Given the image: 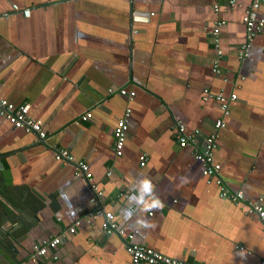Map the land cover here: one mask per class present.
Returning a JSON list of instances; mask_svg holds the SVG:
<instances>
[{
	"label": "crops",
	"instance_id": "0c3cea01",
	"mask_svg": "<svg viewBox=\"0 0 264 264\" xmlns=\"http://www.w3.org/2000/svg\"><path fill=\"white\" fill-rule=\"evenodd\" d=\"M235 1L219 0L213 12V0H0V97L25 105L47 137L33 143L0 118V264H48L30 260L32 245L90 210L87 183L53 159V148L88 165L104 209L134 243L193 264H260L264 233L245 204L259 199L264 209V24L238 58L250 0ZM256 15L264 20V5ZM219 20L217 57L210 27ZM204 89L236 96L214 161L224 184L242 192L239 203L219 197L193 156L221 117ZM125 107L128 132L115 157L111 131ZM86 111L92 118L79 122ZM175 120L198 131L191 147L178 146ZM153 196L160 207L145 210ZM99 223L64 239L56 264H131L123 238Z\"/></svg>",
	"mask_w": 264,
	"mask_h": 264
},
{
	"label": "built area",
	"instance_id": "2783aa9c",
	"mask_svg": "<svg viewBox=\"0 0 264 264\" xmlns=\"http://www.w3.org/2000/svg\"><path fill=\"white\" fill-rule=\"evenodd\" d=\"M219 0H213L212 11L217 12L219 9ZM226 4L229 7L236 5L235 0H226ZM264 5V0H250L247 8L244 10L241 17V22L246 32V44L237 49V57H246V49L252 37L261 32L264 20L262 17L256 15L257 10ZM12 12L21 13L22 16H28L27 9H20L16 5H10ZM223 23L214 21L210 27V34L213 40L214 47L216 49V55H220L218 48V35L219 28ZM215 67V65H214ZM215 71V68L212 69ZM108 94H116L117 96L126 99L130 102L134 97L133 91H128L123 88L106 90ZM203 100L213 99L217 103L218 109L221 113V117L216 119L212 125V132L203 136L201 142V149L199 152L194 151V158L201 164V175L207 182L214 181L219 191V197L222 199L230 200L235 203L243 201V194L241 191L230 190L219 176L220 166L214 161V151L216 148L217 132L223 126V117H226L229 112V105L236 100L235 94L231 93L224 96L221 91L211 94L206 89L202 90ZM130 108L125 107L122 114L116 118L114 127L111 131L112 137V152L115 157L122 155L124 144L128 132V122L130 118ZM0 118L5 120L10 126L15 129H19L24 133L31 135L33 143H44L46 140V131L44 127L35 121L27 111L25 105L13 106L12 103L6 101L0 97ZM92 118L91 112L86 111L78 118L79 122H85ZM173 127L175 131V137L177 139L178 146L181 148L191 147L195 141V138L199 135L198 131L193 130L186 132L185 126L179 120L173 121ZM53 159L61 164L70 165L73 168V174L82 178L94 195L90 199V210L83 217H78L64 230L58 232L51 237L43 238L31 248L30 260L42 261L48 264H56L58 255L57 248L62 241L68 236H71L75 231L84 225H88L93 219H100L99 229L101 233L105 235L116 234L123 238V249L129 257L131 264H193L187 261L174 259L161 255L160 253L153 251L143 245L134 243L133 232H125L120 228L114 220L112 213L104 209V195L100 189L92 182L91 173L88 165L84 161H76L72 155L65 149H51ZM144 156L139 157V166L144 165ZM109 176V173L106 174ZM126 195H123L125 197ZM246 211L248 214L254 215L264 233V209L261 206L260 200L246 202ZM260 264H264V259L260 261Z\"/></svg>",
	"mask_w": 264,
	"mask_h": 264
},
{
	"label": "clouds",
	"instance_id": "9594fccd",
	"mask_svg": "<svg viewBox=\"0 0 264 264\" xmlns=\"http://www.w3.org/2000/svg\"><path fill=\"white\" fill-rule=\"evenodd\" d=\"M139 187L140 189L146 193V194H151L152 193V185L151 182L147 179H143L139 182ZM141 203H145L143 200H141ZM160 207V201L158 198L155 196L152 197V200L150 204H148L147 208L145 210L153 209V208H158Z\"/></svg>",
	"mask_w": 264,
	"mask_h": 264
}]
</instances>
